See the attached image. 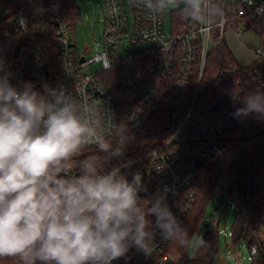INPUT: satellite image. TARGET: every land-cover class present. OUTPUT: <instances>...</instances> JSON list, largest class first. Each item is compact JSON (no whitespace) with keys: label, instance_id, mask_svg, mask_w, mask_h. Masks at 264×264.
Masks as SVG:
<instances>
[{"label":"clouds","instance_id":"obj_1","mask_svg":"<svg viewBox=\"0 0 264 264\" xmlns=\"http://www.w3.org/2000/svg\"><path fill=\"white\" fill-rule=\"evenodd\" d=\"M153 19L174 14L205 36L222 27L225 0H129ZM264 9H257V12ZM111 68V60L105 65ZM0 56V260L16 264H113L131 248L152 256L162 242L203 247L166 197L141 199L139 172L122 163L134 135L125 122L47 83L10 82ZM234 118L264 120V91L244 95ZM155 217V223L149 219Z\"/></svg>","mask_w":264,"mask_h":264},{"label":"built area","instance_id":"obj_2","mask_svg":"<svg viewBox=\"0 0 264 264\" xmlns=\"http://www.w3.org/2000/svg\"><path fill=\"white\" fill-rule=\"evenodd\" d=\"M19 4L16 11L0 16V56L10 82L19 86L31 81L39 91L45 83L63 88L67 94L105 109L115 122H125L134 134L148 130L163 108L180 107L195 80L198 90L210 53L224 42L228 30L239 38L248 30L247 21L264 17V11L257 12L264 9V0H225V21L211 36L187 22L179 28L177 17L171 32L166 33L167 16L153 19L146 11L130 6L129 0H105L100 41L81 54L59 0H21ZM126 46L142 48L125 54ZM89 52H93L92 57L87 56ZM254 54L256 60L264 61V49ZM109 60L111 68L106 69ZM93 64H100L102 69L85 72ZM197 90L192 99H186L184 117L173 135L123 162L131 161L122 168L129 180L140 173L144 188L139 193L141 199L165 196L169 210L183 224L197 202V173L192 161L203 162L210 157L225 165L230 145L224 142V134L237 125L231 107L219 114L200 111L195 116ZM188 129L186 138H181ZM223 178L233 185L225 169ZM231 196L236 200L232 208L241 211L237 192ZM149 219L155 223L154 216ZM156 233L157 247L152 256L131 248L127 257L113 264H172L173 244L162 242L158 229ZM219 233L227 236L226 231ZM263 247V240L257 239L249 247V259L255 260ZM224 256L231 257L227 251Z\"/></svg>","mask_w":264,"mask_h":264},{"label":"trees","instance_id":"obj_3","mask_svg":"<svg viewBox=\"0 0 264 264\" xmlns=\"http://www.w3.org/2000/svg\"><path fill=\"white\" fill-rule=\"evenodd\" d=\"M59 1L68 21L71 25L76 24L80 20L76 0ZM177 21L179 28H183L185 22L178 17ZM247 28L257 31L264 41V17L247 21ZM197 85L198 80H195L180 107L163 108L148 130L141 134L132 133L134 139L127 145L124 156L110 161L109 167L138 157L171 137L184 117L188 104L186 99L193 98ZM252 91H264V62L257 60L252 65L243 66L238 63L228 46L221 42L208 57L203 79L197 90L194 114L196 116L200 111L219 114L228 107L235 112L242 106L241 98ZM173 117L176 118L173 120ZM235 119V128L224 134V142L230 145L228 153L232 155L228 167L210 157L203 162L192 161L197 173L194 182L197 202L184 226L190 237H202L206 244L194 248L173 244L176 258L172 264H215L222 254L218 228L208 229L204 220L206 210L221 184L224 169L233 182L229 187L230 195L236 191L242 204L232 232L234 244L246 241L250 247L264 234V120H258L254 116ZM189 130L184 131L181 138L185 139ZM252 262L264 264V247ZM0 264L16 262L6 258L0 260Z\"/></svg>","mask_w":264,"mask_h":264},{"label":"rangeland","instance_id":"obj_4","mask_svg":"<svg viewBox=\"0 0 264 264\" xmlns=\"http://www.w3.org/2000/svg\"><path fill=\"white\" fill-rule=\"evenodd\" d=\"M21 0H0V16L4 17L10 12L18 9ZM78 5L80 20L76 24H72V37L77 44L80 53L94 48L96 43L100 41V37L104 30L102 18L106 14L105 0H76ZM176 16L169 14L166 17L168 25L166 33L171 32V26ZM224 44L228 46L235 59L243 66H249L255 63V51L264 49V41L255 30H246L239 38L236 37L234 31L228 30L224 36ZM142 46H126L123 52L128 54L132 51L141 49ZM125 49V48H124ZM88 57L93 56V52H89ZM264 62V61H263ZM102 69L100 64H93L88 67L85 72L96 73ZM232 161V155H225V165L227 167ZM230 182L227 178H222L221 184L216 189L214 198L206 210L205 224L208 229H216L226 231L227 236L221 234L222 254L215 264H253L249 259L250 248L246 241L234 244L232 232L236 219L239 216L238 208H232V204L236 201L229 192ZM204 234V233H203ZM194 248V247H192ZM175 252V248L172 246ZM225 251L230 254L227 259L224 256ZM176 258V253L174 254Z\"/></svg>","mask_w":264,"mask_h":264},{"label":"crops","instance_id":"obj_5","mask_svg":"<svg viewBox=\"0 0 264 264\" xmlns=\"http://www.w3.org/2000/svg\"><path fill=\"white\" fill-rule=\"evenodd\" d=\"M261 239L264 241V234L261 236Z\"/></svg>","mask_w":264,"mask_h":264}]
</instances>
